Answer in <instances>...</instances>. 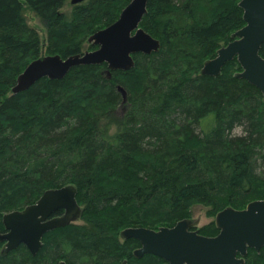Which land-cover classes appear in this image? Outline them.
<instances>
[{
    "label": "trees",
    "instance_id": "obj_1",
    "mask_svg": "<svg viewBox=\"0 0 264 264\" xmlns=\"http://www.w3.org/2000/svg\"><path fill=\"white\" fill-rule=\"evenodd\" d=\"M66 2L0 0V227L5 214L69 184L85 224L46 233L35 256L25 245L3 256L0 243V264H169L136 258L140 242L121 232L173 227L195 205L216 217L264 200L263 94L235 76L236 59L218 77L201 74L220 40L233 41L246 25L244 11L236 0H149L141 26L162 42L159 53L136 55V66L111 80L101 65L79 66L14 95L42 49L25 6L47 27V55L67 58L116 22L129 0H89L71 19L61 12ZM117 85L129 93L121 113ZM199 232L220 231L212 222ZM245 264H264V248L249 249Z\"/></svg>",
    "mask_w": 264,
    "mask_h": 264
},
{
    "label": "water",
    "instance_id": "obj_2",
    "mask_svg": "<svg viewBox=\"0 0 264 264\" xmlns=\"http://www.w3.org/2000/svg\"><path fill=\"white\" fill-rule=\"evenodd\" d=\"M87 0H71L79 5ZM149 0H131L119 19L105 29L95 32L89 43L97 46L87 51L63 58L61 55L42 56L32 61L17 78L12 93L29 90L43 78L62 80L79 66L108 64L106 75L112 79L115 71H131L136 66L137 54L159 53L162 42L141 27L148 13ZM246 25L232 35L233 41L218 50L214 59L205 62L202 75L218 77L223 68L235 58L243 71L235 76L257 87L264 97V57L260 49L264 45V0H241ZM125 109L129 93L117 85ZM78 190L70 184L47 190L34 204L23 210L7 213L0 227L1 254L25 245L33 256L44 246L46 233L76 223L82 217L83 208L77 200ZM63 210L62 215L56 212ZM200 219L186 218L174 227L153 230L144 227L127 228L121 232L123 240L136 239L141 247L134 256L147 254L162 258L169 264H245L249 249L260 252L264 248V200H256L243 210L227 207L215 218L220 230L214 237L204 236L193 230ZM59 264H67L60 261ZM122 264H128L125 260Z\"/></svg>",
    "mask_w": 264,
    "mask_h": 264
},
{
    "label": "rangeland",
    "instance_id": "obj_3",
    "mask_svg": "<svg viewBox=\"0 0 264 264\" xmlns=\"http://www.w3.org/2000/svg\"><path fill=\"white\" fill-rule=\"evenodd\" d=\"M87 1H89V0H87ZM87 1L84 4H86ZM130 2H131V0H129V2H128L127 5L120 6V10L123 9V8L125 9L129 5ZM240 2H241V0H236L237 6H239V3ZM212 3L215 4L214 1H212ZM221 4H222V0H221ZM75 11H76V5H72L71 4V0H67L66 5L62 9L61 12L65 13L67 15V17L71 19L73 17V15H74ZM121 13H120V15H121ZM23 15H24L25 22H26V25L28 26V28H30L31 30H34L35 32H37L38 35H39V37H40V39H41V45H42L41 46L42 47L41 54H40L41 57L42 56H49V55H47L48 44H49L48 39L49 38H48V30H47L46 25L40 20V18L36 15V13L34 11H32L31 9H29L26 6H25V10H24ZM103 26H101V28ZM233 34L234 33H232V35ZM232 35H231V38H232ZM229 39H230V35L228 36V41H226L227 40V37L226 38H222L220 40V46L221 47L227 46L230 43ZM96 48H97L96 46H94L93 44L89 43V38H87L83 42V48H82L83 51H82V53H85L87 51H93ZM57 55H60V54H57ZM51 56H54V55H51ZM236 60L238 62V59H236ZM101 66H102V68L100 70H102V72H101L102 75L106 79H108V77H107V75L105 73L106 70H107V68H108V64H103ZM239 67L241 68V70H238ZM242 71H243V69H242L240 63L238 62V65L236 66V68L234 70V73L237 74V73L242 72ZM112 77H113V74H112ZM123 111H125V108L121 106L119 108V112L121 113ZM235 133L236 134H241L242 133V129L241 128H238L235 131ZM210 209H211L210 207H206V206H203V205H195L192 208V216H191V218H194V219H198L199 218L201 220L200 224L196 228L197 230H200L202 227L207 226V225H209V224H211L212 222L215 221V216L213 217V216H209L208 215ZM74 224L83 225V224H85V222H84V220L81 219V220L77 221Z\"/></svg>",
    "mask_w": 264,
    "mask_h": 264
},
{
    "label": "flooded vegetation",
    "instance_id": "obj_4",
    "mask_svg": "<svg viewBox=\"0 0 264 264\" xmlns=\"http://www.w3.org/2000/svg\"><path fill=\"white\" fill-rule=\"evenodd\" d=\"M63 214V211H58V212H56V216H58V215H62ZM44 240V239H43Z\"/></svg>",
    "mask_w": 264,
    "mask_h": 264
}]
</instances>
